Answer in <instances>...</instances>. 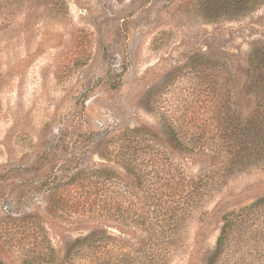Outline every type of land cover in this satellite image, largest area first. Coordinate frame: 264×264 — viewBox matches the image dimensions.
Listing matches in <instances>:
<instances>
[{
    "label": "rangeland",
    "instance_id": "rangeland-1",
    "mask_svg": "<svg viewBox=\"0 0 264 264\" xmlns=\"http://www.w3.org/2000/svg\"><path fill=\"white\" fill-rule=\"evenodd\" d=\"M259 43L264 0H0V262L21 264L32 229L10 218L37 216L60 257L85 226L101 221L52 217L46 181L53 174L85 171L63 196L92 208L101 200L109 233L120 235L118 212L133 215L143 203L119 177L105 182L94 173L108 162L102 132L118 138L151 127L166 137L174 125L185 140L204 131L214 138L209 119L252 108L243 87ZM185 161L189 178L210 166ZM222 163L168 264H207L223 215L252 205L217 264H264V163L233 171Z\"/></svg>",
    "mask_w": 264,
    "mask_h": 264
},
{
    "label": "trees",
    "instance_id": "trees-1",
    "mask_svg": "<svg viewBox=\"0 0 264 264\" xmlns=\"http://www.w3.org/2000/svg\"><path fill=\"white\" fill-rule=\"evenodd\" d=\"M245 78L243 93L253 101L251 110L245 116L238 114L231 118L219 114L209 119L216 122L214 138H206L204 131L185 140L174 125H168L166 137L151 127L127 128L118 131V138L112 137L113 129L103 131L100 139L109 136L104 141L111 145L101 149L100 156H107L108 162H117L121 170L107 162L94 173L105 182L119 177L135 197L141 196L143 204L133 215L129 209L125 215L118 212L119 222L115 226L120 235L116 236L108 231L110 212L100 206L101 200H95L92 208L80 202L71 203L72 195L63 196L65 189L80 177L77 175L85 171L64 175L62 179L53 174L46 181L47 208L52 217L58 220L75 218L79 222L88 218L101 221L85 226L83 230L87 233L66 243L60 257L37 216L27 214L10 218L11 224L19 230L32 227L31 233L24 236L21 264H168L170 255L180 244L185 218L205 196L218 161L223 160L225 171L264 163V44L252 46ZM118 140L122 142L121 147L117 145ZM111 146H114L113 153L109 152ZM191 157L205 166L210 164L193 178L185 173V160L190 161ZM252 206L238 216L223 215L216 247L207 264H217L239 227V218L245 211L255 210L256 205ZM117 209L121 210L120 205ZM57 228L62 231V227Z\"/></svg>",
    "mask_w": 264,
    "mask_h": 264
}]
</instances>
